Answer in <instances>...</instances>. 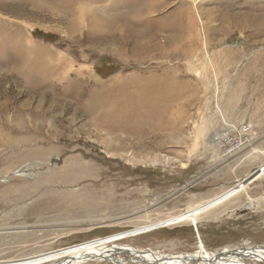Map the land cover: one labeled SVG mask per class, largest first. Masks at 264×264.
Masks as SVG:
<instances>
[{"label":"rangeland","instance_id":"374dc122","mask_svg":"<svg viewBox=\"0 0 264 264\" xmlns=\"http://www.w3.org/2000/svg\"><path fill=\"white\" fill-rule=\"evenodd\" d=\"M86 246L264 251V0H0V264Z\"/></svg>","mask_w":264,"mask_h":264},{"label":"bare ground","instance_id":"6f19581e","mask_svg":"<svg viewBox=\"0 0 264 264\" xmlns=\"http://www.w3.org/2000/svg\"><path fill=\"white\" fill-rule=\"evenodd\" d=\"M192 1L195 2V0H192ZM56 8H57V10L60 9L59 4H57ZM70 26H72V25H70ZM158 224H163V223L160 222ZM106 247L105 248L101 247L102 249L96 248L94 246L82 247L81 249L75 251L74 254L69 256L67 259H64L59 264H76L77 262L83 260L84 258H87V256H89V255L97 254L98 252H100V253L107 252L109 249H107ZM125 247H127V248H123L124 253L126 252L130 255H133V256H137V255L140 256L139 254H137L138 252L136 250H133L129 246H125ZM111 250L112 249H110V251ZM150 256H146V258L148 259L146 261L154 263V264H167V262L170 264H180V261L183 259V257L171 259V257H168V256H165V257H158V256H153V255H150ZM194 258H196V257H194ZM200 258H201V256H199V257L197 256L196 260H198L200 263V262H202L201 260L204 259L203 262H206V264H240V262H242L243 260L244 261H254L256 263H264V251L254 247L250 250L246 249V250H242V251L232 252L229 254L217 255V257H215V258H211L210 255L207 258H203V259H200Z\"/></svg>","mask_w":264,"mask_h":264},{"label":"built area","instance_id":"2783aa9c","mask_svg":"<svg viewBox=\"0 0 264 264\" xmlns=\"http://www.w3.org/2000/svg\"><path fill=\"white\" fill-rule=\"evenodd\" d=\"M233 137V136H232ZM233 138H236L237 139V142L235 141V145H234V148H236L238 145H240L239 147H241L244 143L247 142V139L244 137V136H238V137H233ZM229 140V139H228ZM230 141V140H229ZM248 143H249V140H248ZM253 247H248V248H235V249H231L230 251L232 252H237V251H242V250H246V249H251ZM133 250H136L140 256H145L146 254L148 255H151V253H154V252H151V251H148V250H144V249H137V248H134L133 247ZM139 250V251H138ZM229 249H222L219 251V249H217L215 252H210L209 254H211V258H215L217 257V252H224V251H227ZM197 252V251H196ZM121 254V253H119ZM156 254V253H155ZM194 254V253H193ZM193 254L192 253H184V254H180V255H173V256H182L183 259L180 261V264H199V261L196 260V258L193 257ZM123 255V254H121ZM126 256V255H125ZM159 256V255H158ZM162 256V255H160ZM166 256V255H165ZM127 257V256H126ZM130 257V256H129ZM127 257L129 260L128 261H131L130 258ZM137 262H134L132 261L133 264H146L148 263V261L146 262L145 259H142L140 257H137ZM144 260V262L142 261ZM148 260V259H147ZM243 263H244V260H243Z\"/></svg>","mask_w":264,"mask_h":264}]
</instances>
